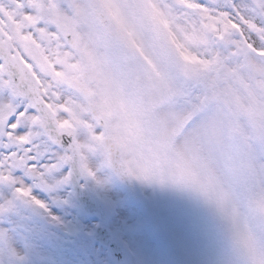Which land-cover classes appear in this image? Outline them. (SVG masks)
Segmentation results:
<instances>
[{
  "label": "rangeland",
  "instance_id": "1",
  "mask_svg": "<svg viewBox=\"0 0 264 264\" xmlns=\"http://www.w3.org/2000/svg\"><path fill=\"white\" fill-rule=\"evenodd\" d=\"M129 2L105 0L125 31L120 33L121 39L114 40L100 30L105 43L95 26V41L89 36L81 40L82 53L88 47L91 54L73 56L83 55L78 65L89 70L86 77L83 71L56 76L54 68L60 71L66 64L56 58L51 72L41 75L42 91L59 120L84 122L77 132L80 168L97 179L102 177L103 183L97 185L82 177V185L100 194L110 209L111 230L124 244L138 247V255L127 264H175L173 253L183 264H264V213L255 207L256 196L264 195V0H255L251 14L238 0H209L211 10L200 11L203 16L214 17L217 12L226 18L227 23L208 24V29L214 38L223 39L228 55L246 53L240 72L247 74V83L255 85L252 89L238 87L239 93L233 88H215L227 81L225 73L229 65H235L234 60H218L209 48L185 46L169 28L156 22V15L151 22L155 31L150 32L143 7L135 11L134 5L128 7ZM1 12L0 8V37L6 38ZM227 26L223 37L216 33ZM18 30L14 28L12 40ZM190 37L198 42L194 35ZM75 77L91 88L93 101L70 90L69 82ZM202 80L206 92L194 90L193 83ZM10 90L0 83V134H7L8 119L23 107L27 114L18 115L16 124L47 135L37 114L28 113L31 108ZM183 92L185 100L179 99ZM94 101L108 104L105 127L91 117ZM208 102L212 104L207 106ZM184 118L190 125L180 130ZM106 136L120 137L124 146L135 142L140 154L144 149L151 151L156 164H161L153 172L157 177L151 179L159 182L161 177L162 189H153L144 180L141 192L145 201H134L108 164ZM132 157L130 161L126 158L130 170L143 174L142 162L137 164ZM149 172H145L148 177ZM173 175L176 178L171 179ZM24 183L32 185L29 179ZM73 190L72 183L54 193L33 189V195L49 205L51 215L20 199L14 200L10 211L0 213V230L8 233L11 246L23 257L11 260L0 248V264H112L109 250L92 237L99 221L82 211ZM9 199H13V188L0 184V203Z\"/></svg>",
  "mask_w": 264,
  "mask_h": 264
},
{
  "label": "snow or ice",
  "instance_id": "2",
  "mask_svg": "<svg viewBox=\"0 0 264 264\" xmlns=\"http://www.w3.org/2000/svg\"><path fill=\"white\" fill-rule=\"evenodd\" d=\"M32 111L27 110L28 113ZM21 113L27 114L23 107L8 119L4 130L7 134H0V184L13 188V199L0 203V213L10 211L14 200L20 199L51 215L49 205L33 195L34 188L54 193L61 186L72 183L77 175L89 178L97 185L103 183L86 169H78L74 159H67L71 154L70 137L60 134L54 143L42 132L31 133L29 129L16 124ZM16 173L21 175L17 176ZM24 179L31 180L32 185H26ZM52 219L57 220L54 216ZM0 248L11 260L23 259L11 246L9 235L4 230H0Z\"/></svg>",
  "mask_w": 264,
  "mask_h": 264
},
{
  "label": "water",
  "instance_id": "3",
  "mask_svg": "<svg viewBox=\"0 0 264 264\" xmlns=\"http://www.w3.org/2000/svg\"><path fill=\"white\" fill-rule=\"evenodd\" d=\"M5 60V59H4ZM50 135L51 136H53L54 134V131L53 130H51L50 131ZM55 140V139H54ZM118 157V154L116 153V155H115V158H117ZM112 158H113V156H112ZM79 195V194H78ZM83 195L85 196L84 198H86V197H88V198H90V199H92V200H94V201H96V199L92 196V195H90L89 193H83ZM79 197H80V199L82 200V202H83V199H82V197L79 195ZM84 203V202H83ZM84 207L86 208V209H88V210H90L92 213H94V214H97L95 211H92L91 209H89L87 206H86V204L84 203ZM96 237L97 238H99V236H98V234H96ZM110 247H112L113 249H115V248H120V246L118 245V243L117 242H115L114 241V239H110V241H105Z\"/></svg>",
  "mask_w": 264,
  "mask_h": 264
},
{
  "label": "flooded vegetation",
  "instance_id": "4",
  "mask_svg": "<svg viewBox=\"0 0 264 264\" xmlns=\"http://www.w3.org/2000/svg\"><path fill=\"white\" fill-rule=\"evenodd\" d=\"M24 33H26V31H24L22 34L18 35V44H17V48L20 50L21 48V51L17 52V53H24V51H26V43H25V39H24ZM32 36H34L35 34H31ZM23 38V39H22ZM29 42V41H28ZM30 44H34V43H30ZM42 54V52H41ZM26 58L31 61V59L25 55Z\"/></svg>",
  "mask_w": 264,
  "mask_h": 264
}]
</instances>
